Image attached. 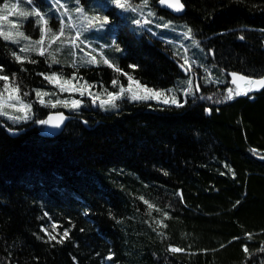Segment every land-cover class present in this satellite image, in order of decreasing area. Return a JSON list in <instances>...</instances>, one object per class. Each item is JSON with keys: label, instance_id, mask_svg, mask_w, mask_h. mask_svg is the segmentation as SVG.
Segmentation results:
<instances>
[{"label": "trees", "instance_id": "1", "mask_svg": "<svg viewBox=\"0 0 264 264\" xmlns=\"http://www.w3.org/2000/svg\"><path fill=\"white\" fill-rule=\"evenodd\" d=\"M182 1L187 12L178 18L160 9L159 0L147 7L128 0L135 17L113 16L120 23L114 45L95 64L78 66L74 56L56 53L61 64L52 63L47 54L19 53L28 41L0 38L3 74L9 86L19 85L34 116L15 125L0 115V264H264V89L226 99L235 89L232 72L264 75V0ZM16 11L0 12L7 16L0 29L11 30L10 19L25 21L13 33L37 39L35 17ZM167 19L192 29L197 58L162 27ZM14 52L36 62H17ZM185 57L192 66L187 74ZM40 73L76 74V84L90 85L101 99L127 89L130 75L183 106L134 101L125 93L116 107L104 109L79 93L48 91L57 86ZM189 80L193 91L185 95ZM37 90L52 103L58 95L85 103L70 110L44 106ZM51 112L72 116L59 136L39 123ZM15 130L19 135L11 137ZM145 200L155 206L150 214ZM42 228L57 240L66 229L70 235L63 243L49 241Z\"/></svg>", "mask_w": 264, "mask_h": 264}, {"label": "snow or ice", "instance_id": "2", "mask_svg": "<svg viewBox=\"0 0 264 264\" xmlns=\"http://www.w3.org/2000/svg\"><path fill=\"white\" fill-rule=\"evenodd\" d=\"M23 3L32 4V0H21ZM78 2V0H77ZM114 3L117 5V7L124 9L129 8L132 11H137L135 7L131 3L128 2V0H114ZM149 3V0H143L142 7H147ZM159 3L161 5H166L169 8L174 9L176 12H180L184 9V4L181 2V0H159ZM9 9V4L4 3L2 7H0V12H5ZM11 9L16 10L18 9L17 4H12ZM67 9H65V13H67ZM75 13L77 14H83L84 9L81 7L75 8ZM16 15L21 17H27L29 15H33L36 18H38L36 21H34L35 24L41 25L40 27V37L39 39L32 41L29 36H26L24 32L22 31H16L15 34L9 30L4 31L3 29H0V38H2L4 41H11L13 43L19 44L21 42V39L24 41H28V43L24 44L22 48L19 49V53H26V52H36L40 56H45L46 54L51 57L52 63H59V60L56 57L55 52L50 51L52 48V45L57 43V41H61V37L65 35V25L64 22L61 21V26L58 30V32L53 31L48 27L49 20L46 18L47 14L42 13L39 9L33 8L30 12L29 11H16ZM149 15H153V13H149ZM7 19L6 15H0V21H4ZM83 19L87 21V24L89 27L94 26V22L100 24L103 26L104 24L108 23V17H92L89 18L88 16H83ZM135 23L139 25L141 21L139 19L135 20ZM144 23H150L149 20H145ZM73 27L75 25H72ZM12 27L14 29L18 28V25L13 24ZM164 28H168L169 24L165 23L162 25ZM79 33H77L76 39H79ZM186 38L192 37V29L189 28L188 31L184 34ZM239 39L243 40L245 39L244 36H240ZM47 40V46H45V42ZM72 43H75V40L72 41ZM195 43V41H194ZM59 51V49H57ZM187 51V50H186ZM21 54L13 53L15 59L17 62L23 63L27 60L29 63H35L36 61L28 60L26 56H23ZM105 64H108L110 67L113 66L107 59L103 61ZM89 63H97V58L95 56L91 57V60ZM184 65H188V67L185 69V71L191 70V64L189 63V60L187 57L184 58V64L181 65L183 68ZM75 67V65H73ZM130 67H135V65H132ZM207 71V69H205ZM116 71H120V69H116ZM40 75L44 76L46 80L49 81V83L56 84L57 87L60 88V91H78L83 96L85 92H88L89 95H92L88 89L91 87L90 85H87L86 83L82 85L81 87H76L72 83V79H64L61 80V77L53 73L51 75H45L44 73H40ZM125 75H127L125 73ZM232 76L231 83L236 85L235 89L229 88L227 90V97L226 99L231 100L234 98V96H240V95H248L249 92L252 91H259L260 89H264V75H261L260 78H251L249 76L241 75L236 72H232L230 74ZM75 79V77H73ZM128 85L127 89H125L123 86L119 88L118 93L113 92H107V99H101L100 105L101 107L104 106H111L116 107V101L122 99L125 96V93L128 94V98L131 100H157L162 102L163 104H174L177 107H182L183 105L176 99L174 95L169 97L165 94L164 91H156L154 89L148 88L146 86L140 85L139 81H134L133 77L130 75H127ZM0 81H4L3 90L0 91V115L7 116L9 119H12L14 121H21V120H27L29 118V113L31 112V104L24 103L23 100L20 99L18 93H19V85H17L15 88L9 87V76L3 74V66L0 65ZM12 83H15V74H13L12 77ZM113 85L117 84L116 80L112 81ZM188 89L185 92V95H188L189 93H192V81H187ZM135 85V88H134ZM107 91V90H105ZM171 91V90H169ZM4 93H8L7 96H5ZM16 93V95H14ZM27 95V93H25ZM48 93L41 92L39 90L36 91V96L39 99V102L41 104L45 103L44 96H47ZM99 99L98 96L93 97V102L95 103L96 100ZM10 101H16V103H11ZM187 101H185L186 103ZM51 107H56L57 104H62L64 107H71V108H78L81 104L80 100H71L70 102L67 100L64 101H56V103H52L51 101L48 102ZM6 108L13 109L15 112L22 113V115H12L10 112L5 111ZM208 111H211L210 109ZM65 119L64 115L61 113L59 115L50 116L46 120H40V124L48 125L53 124L54 126H59L60 123L63 122ZM264 158V157H262ZM182 197V193L180 194ZM143 200V197H141ZM145 204H147L149 209V214L151 213V210L155 207L153 204H150L148 201H144ZM238 203V202H237ZM157 211H160L159 209H156ZM163 216L167 219L170 218L169 214L167 212L162 213ZM157 225H162L163 227H167L166 224H163L162 220H156L155 221ZM52 229L55 230L58 225L53 223L51 225ZM41 231L45 232V234L48 236L49 241H57L58 243H63L65 239H67L70 235L69 230H64L62 234H60V239L57 240V235H53L51 232L48 231L47 228H42ZM83 231V229H81ZM249 238H251V234H248ZM234 240L239 239V237H234ZM261 251H264V247L260 249ZM170 251L172 252H181L183 249L178 247H171ZM243 251L245 253H248V247L247 244L243 245ZM114 254H110L107 256V260H112Z\"/></svg>", "mask_w": 264, "mask_h": 264}, {"label": "rangeland", "instance_id": "3", "mask_svg": "<svg viewBox=\"0 0 264 264\" xmlns=\"http://www.w3.org/2000/svg\"><path fill=\"white\" fill-rule=\"evenodd\" d=\"M10 2L9 7L11 8L12 4H17L18 9L17 11H31L33 8L39 9L42 13H46L48 18L49 23L48 27L52 29L53 31L58 32L60 26H61V21L64 22L65 25V35L61 37V43L60 41H57V43L52 45V48L50 51H55L57 55H59L61 58H64L67 60V58L73 57L76 59V63H79L78 66L83 65L85 61L91 60L92 56H95L97 58V61L101 60L99 57H105V50L109 45H114L115 42V36L114 33L119 27V22L113 20V16L115 14L118 15L119 19L122 21L124 20V16L122 14V11L128 12L127 16L125 17H132L134 18L135 15L132 13L131 9L129 8H124L121 9L117 7V5L114 3V0H45V3L47 5H42V4H37L32 1V4H27L21 2V0H9ZM44 4V3H43ZM36 6V7H35ZM76 7H81L84 9L83 14H77L75 13V8ZM65 9H67V13H65ZM14 11V10H13ZM88 16L89 18L92 17H108V23L104 24L101 26L98 23L94 22L93 27H89L87 24V21L83 19V16ZM30 16V15H29ZM33 16V15H32ZM35 17V16H34ZM38 18L35 17V21ZM11 31H15V29L12 27L13 24L18 25L19 23H26L25 21H15V19H10L7 21ZM169 24L168 28H171L173 30V35L174 37H171L173 40H177L178 42L177 45L186 47L188 50V54L191 59L197 58L194 55L196 52H200L199 46L194 43L195 40L191 38H186L185 33L188 31L185 27L179 26V23L172 22L167 19V21H164L163 24ZM72 25H75L74 27ZM34 27H41V25H37L34 23ZM77 33H79V39H76ZM178 33V34H177ZM40 37V35H39ZM39 37L37 39H39ZM34 39L33 41L37 40ZM75 40V43H72V41ZM45 46H47V40L45 42ZM59 49V51H57ZM118 47H115L113 51H117ZM70 56V57H69ZM115 61H117V58H115ZM61 64V63H59ZM183 72L185 74L188 73V71H185L186 66L183 68ZM76 74H73V77H75ZM71 78H62L61 80L64 79H72L73 85L76 87H81L82 85H77L75 82V79ZM10 89L14 88L12 86H9ZM236 87V85H235ZM135 88V85H134ZM184 90V86L181 83H177L176 86V91L180 92ZM50 92H62L60 91L59 87H54L52 90H48ZM89 91V89H88ZM163 91V90H162ZM67 93H79L78 91H65ZM63 93V92H62ZM5 96L8 95V93H4ZM16 95V93H14ZM19 95V94H18ZM81 95V94H80ZM87 98H89V103L91 105L101 107L100 105V100L101 98L97 99L96 102H93V97L94 95H89L88 92H85L84 94ZM83 95V96H84ZM20 97V95H19ZM59 98V101H71V100H78L76 96H56L54 99L56 100ZM21 100H23L20 97ZM24 101V100H23ZM81 104L78 108L82 107L83 104L85 103L83 100H80ZM11 103H16V101H10ZM49 99L45 100V103L42 104L46 106V104H49ZM93 102V103H92ZM24 103H26L24 101ZM27 104V103H26ZM57 107H62L67 110H70L71 107H64L62 104H57ZM110 106H104L102 108H108ZM5 111L10 112L12 115H22V113L15 112L13 109L6 108ZM53 113V112H51ZM50 113V114H51ZM5 117L8 121H10L12 124L15 125H21L22 123H29L32 122L34 116L32 112L29 113V118L27 120H21V121H14L12 119H9L7 116L2 115ZM45 132H53L49 125H47V129Z\"/></svg>", "mask_w": 264, "mask_h": 264}, {"label": "water", "instance_id": "4", "mask_svg": "<svg viewBox=\"0 0 264 264\" xmlns=\"http://www.w3.org/2000/svg\"><path fill=\"white\" fill-rule=\"evenodd\" d=\"M181 2L183 3L182 0H181ZM184 6H185V5H184ZM159 7H160V9H162V10H164V11L170 13L172 16H174V17H178V18H179V17H182V16H183L184 14H186V12H187L186 7H184V9H183L182 11H180V12H176L174 9L169 8V7H167L166 5H161L160 3H159ZM61 113L64 115L65 119L63 120L62 123H60V125H59L58 127H57V126H54L53 124H48L49 127L51 128V130H52V131L55 133V135H57V136L61 135V134L64 132V130L66 129L68 123L71 122V120H72V116H71V115H67V114L64 113V112H53V113H51V114L48 115V118H49L50 116L59 115V114H61ZM48 118H47V119H48ZM19 133H20L19 130H15V131H13L10 135H11V137H17V136L19 135ZM21 133H23V131H21Z\"/></svg>", "mask_w": 264, "mask_h": 264}]
</instances>
